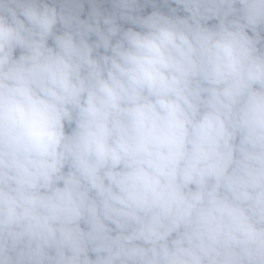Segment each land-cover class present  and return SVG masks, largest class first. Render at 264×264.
<instances>
[{
    "label": "clouds",
    "instance_id": "1",
    "mask_svg": "<svg viewBox=\"0 0 264 264\" xmlns=\"http://www.w3.org/2000/svg\"><path fill=\"white\" fill-rule=\"evenodd\" d=\"M0 264H264V0H0Z\"/></svg>",
    "mask_w": 264,
    "mask_h": 264
}]
</instances>
